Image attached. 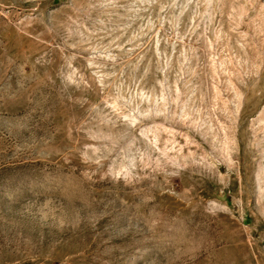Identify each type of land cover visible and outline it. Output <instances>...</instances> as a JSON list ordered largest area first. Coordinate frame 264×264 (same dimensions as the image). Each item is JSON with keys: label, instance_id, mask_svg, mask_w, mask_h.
I'll return each instance as SVG.
<instances>
[{"label": "rangeland", "instance_id": "obj_1", "mask_svg": "<svg viewBox=\"0 0 264 264\" xmlns=\"http://www.w3.org/2000/svg\"><path fill=\"white\" fill-rule=\"evenodd\" d=\"M262 112L264 0H0V264H264Z\"/></svg>", "mask_w": 264, "mask_h": 264}, {"label": "bare ground", "instance_id": "obj_2", "mask_svg": "<svg viewBox=\"0 0 264 264\" xmlns=\"http://www.w3.org/2000/svg\"><path fill=\"white\" fill-rule=\"evenodd\" d=\"M111 60V59H110ZM113 62H114V59H113ZM115 63V62H114ZM214 64V63H213ZM213 66V65H212ZM215 66V65H214ZM208 69V68H207ZM206 71H209V70H206ZM216 72V71H215ZM207 73V72H206ZM208 74V73H207ZM208 77V76H207ZM212 84V83H211ZM211 97H212V95H211ZM209 98H210V95H209ZM211 99V98H210ZM212 100L213 99H211L210 100V103L212 102ZM212 103H214V102H212ZM212 103H211V105H212ZM216 103V102H215ZM215 105V104H214ZM218 105V104H217ZM216 106V105H215ZM242 106V105H241ZM213 108H215L214 106H213ZM217 108V111H218V106L216 107ZM216 108H215V110H216ZM209 109H210V106H209ZM212 109V108H211ZM241 110V109H240ZM261 111H263V110H261ZM221 113V112H220ZM263 113L264 112H262L261 114L263 115ZM122 114V113H121ZM219 114V113H218ZM218 114H217V116H218ZM260 114V115H261ZM213 116H214V123H215V126H216V128H217V131H221L222 130V126H221V122H219L220 120H223V119H220L219 121H218V119H217V117H216V115L213 113L212 114ZM213 116H211V117H213ZM238 116H240V115H238ZM219 117V116H218ZM221 117V116H220ZM236 117V116H235ZM258 118H259V116H258ZM238 119V118H237ZM237 119L235 118V120L237 121ZM254 120H256V119H254ZM253 120V121H254ZM258 121H259V119H258ZM237 122H239V121H237ZM213 123V124H214ZM234 123V122H233ZM224 124V123H223ZM227 124V123H226ZM226 124L224 125V126H226ZM230 124H232V122L230 123ZM238 124V123H237ZM256 125V124H255ZM223 126V127H224ZM238 126V125H237ZM230 127H232V125L230 126ZM259 127V126H258ZM258 127H257V129H258ZM215 128V127H214ZM233 128H235L234 127V125H233ZM242 128V127H241ZM252 128V127H251ZM261 128V127H260ZM227 129H228V126H227ZM255 129V128H254ZM262 130V129H261ZM259 131V130H258ZM257 131V132H258ZM234 131H232V133H233ZM237 132H239L238 131V128H237ZM253 132V131H252ZM220 133V132H219ZM221 133H223V132H221ZM225 133H227V132H225ZM225 133H223V134H225ZM229 133H231V132H229ZM231 133V134H232ZM259 133V132H258ZM257 133V134H258ZM262 133V132H261ZM264 133V132H263ZM230 134V135H231ZM255 134V133H254ZM262 135V134H261ZM224 136V137H223ZM226 135H222V145H223V148H224V157L223 158H225L226 160H227V162L229 163V165H233L234 164V162H235V158H234V150H237L238 148H239V142L237 141L238 139H236L237 137H236V135H231V136H226ZM221 137V136H220ZM220 137H218L219 138V140H220ZM256 137V136H255ZM254 137V138H255ZM257 138V137H256ZM241 139V138H240ZM256 140V139H255ZM261 142V141H260ZM264 142V141H263ZM243 143V142H242ZM256 144H257V142H256ZM240 147H241V145H240ZM261 148V147H260ZM241 149V148H240ZM264 150V149H263ZM240 155V154H239ZM225 160V161H226ZM264 160V159H263ZM261 167V166H260ZM260 170L258 171V174H257V180H258V183H259V187H261V185L263 184V182H264V166L263 167H261V168H259Z\"/></svg>", "mask_w": 264, "mask_h": 264}]
</instances>
